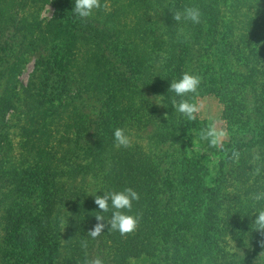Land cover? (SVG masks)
<instances>
[{
  "label": "trees",
  "instance_id": "1",
  "mask_svg": "<svg viewBox=\"0 0 264 264\" xmlns=\"http://www.w3.org/2000/svg\"><path fill=\"white\" fill-rule=\"evenodd\" d=\"M51 2L56 17L44 22L40 12L46 0H0V63L15 54L17 45L25 52L7 69L10 74L5 78L0 103V124L4 127L0 150H5V155H12L14 149L9 132L4 130L9 129V112L20 109L23 113L26 108L19 131L20 158L18 162L10 160L1 172L19 182L24 181V175L34 178L45 192L38 204L39 208L42 205L39 212L36 209L33 216L28 210L23 217L40 224L41 237L19 235L22 230L14 220L7 232L10 245L8 249L0 245V253L11 257L19 250V259L26 264H84L97 256L104 264H250L243 257L235 262L226 248L233 241L242 246L241 236L249 234L247 225L254 222L253 213L262 205L263 201L254 203L249 196L264 191V156L246 159L244 149L253 146L237 144V149L243 151L234 172L237 193L229 200L234 201L233 205L221 220L220 188L206 185V168L186 160L179 169V182L173 183L161 164V155L156 159L148 152L170 142L183 149L191 145L188 135L198 122L176 112L172 99L191 102L196 94L181 98L169 91L171 82L185 72L201 78V93L219 94L224 100H235L239 92L236 77L241 79L247 92L258 99L252 107L244 105L240 118H236L238 111L232 103L233 109L228 108L224 117L228 125L240 127L243 134L257 131L255 142L264 143V132L255 128L264 123V0H101L107 9L95 10L86 19L73 11L75 0ZM186 7L199 8L202 22H176L173 12ZM30 53L38 56L36 82L32 76L26 86L19 88V61ZM43 55L48 57L43 60ZM239 66L246 70V76L236 74ZM48 68V78H44L39 72ZM64 87L71 91L66 97L76 108L67 112V118H74V122L63 134H86L90 140L79 152L67 149L63 161L68 163L72 153L81 162L62 172L58 165L60 148L51 143L50 128L53 125L55 133L63 130L61 123L51 119L61 108L52 110L54 103H60ZM153 97L163 107L161 111ZM61 116L66 117L63 113ZM93 128L97 130L91 140ZM117 128L133 138L130 147L116 146ZM145 132L148 134L141 136ZM135 139H144L146 150ZM254 167L262 169L260 175H252ZM65 175L70 184L77 182L82 187L74 186L62 198L60 178ZM46 178H50L47 184ZM88 179L95 181L91 192ZM128 187L140 194L128 213L139 216V228L127 236L105 229L93 240L88 231L97 223L94 215H103L106 221L112 215V210L99 212L94 194L102 196ZM2 188L0 209L3 197L11 194L3 193ZM174 203L185 212L174 214L178 228L171 226ZM9 217L12 212H8L7 222L11 221ZM63 218L65 231L61 239L59 226ZM221 223L225 230L219 226ZM254 233V238L262 235ZM83 240L88 241L87 249L81 247ZM60 249H66V254L58 261Z\"/></svg>",
  "mask_w": 264,
  "mask_h": 264
},
{
  "label": "rangeland",
  "instance_id": "2",
  "mask_svg": "<svg viewBox=\"0 0 264 264\" xmlns=\"http://www.w3.org/2000/svg\"><path fill=\"white\" fill-rule=\"evenodd\" d=\"M56 10L52 5L51 0H46L45 5L43 6L41 12H40V17L41 19L46 22L49 21L52 17H56ZM161 21V17H158V22ZM24 45V44H23ZM25 46V45H24ZM49 47V46H48ZM17 50V51H16ZM22 46L16 47L14 51V55L10 56L9 58H6L5 63H0V103H1V98L3 94V90L5 89V78L10 74L9 70H7L9 67L12 66V64L17 60V56L21 54H25V52L21 51ZM37 55V54H35ZM32 55L31 53L29 56L22 55L23 58L21 61H19L20 64V71L16 75V80L18 83L19 88L22 87L23 85L26 86L29 81H31L32 76L34 77L32 80L36 82L37 78V68H36V63H35V58L38 56ZM48 56L43 55L42 58L45 60ZM51 68L41 70L40 75L44 76V78H48V73L47 71L50 70ZM238 72L236 74L240 76H246V70L243 69V67L239 66L238 69L235 71ZM53 77V76H52ZM54 80V78H53ZM40 79H38V82ZM237 81V88H239V92L236 91V95L234 97L235 100L233 99H222L220 95H214L213 93H201V91H198V94L194 95V97L191 100V102L197 103L199 105H202V110L200 113L197 115V118L195 121L198 122V125L196 129H193V131L188 135L191 141V145L185 147L184 149L181 148L179 145H175L173 143H167L166 145L158 148V149H150L148 152L151 154L153 157L157 159V156H160L161 159V164L166 170L168 176L170 177L171 181L174 182H179L180 174L181 171V166L186 164V160L193 161L192 163L195 164L196 167H199L200 165L203 166V168H206V173L208 174L206 177V182L207 186L212 187V186H219L220 188V193H219V215L220 219H224V213L227 211V209L230 208V205H233V202H230L229 200L233 199V196L237 193L235 191V188L233 185H235V181L233 180L235 178L234 172L236 171V167L238 166V163H233L229 157L231 154V150L233 148L237 149V144L240 142H243V144H249L252 145L253 147L247 151V148H245L243 155H246V159L252 158V160H256L257 158H262L264 156V143H256L255 140H257V131H254L253 133H249L246 131L245 134L241 133L240 127H235L232 123L228 125V119H226L224 116L226 113H228V108H231L238 111L236 114V118H240L239 112H242L245 110L244 105L248 104L250 107L255 103L254 99H258L257 95L255 96L256 98H253L251 93L247 92L246 88L243 87L241 83V79L236 77ZM37 84V83H34ZM66 89L62 90V93L60 94V103H54L52 106L53 112L57 110L56 106L61 107L59 111L52 116L51 121L53 122H59L62 124L61 132L55 133V130L53 129V125H51L50 130L53 131V136L51 137L50 141L52 144L55 146H58L60 148L61 154L58 156V165L60 167V170L62 172L66 171L69 167H77L78 164L81 162V160H78L79 158H75L77 156L72 155V153L79 152L80 149H86V147L89 145L88 142L90 138H87V135L85 134L83 137H78L75 136L74 133L70 132L67 135H64V130L66 128L69 129V127L72 125L74 122V118H67L66 115L67 112L70 114L74 109L76 108V105L74 103H69L68 98L66 97L68 94H71L67 87H64ZM231 94L230 96H232ZM229 96V97H230ZM190 97V96H189ZM188 97V98H189ZM26 98V97H25ZM157 101V100H156ZM153 103L157 106L159 110L161 111L163 107H161L160 104H157L154 99ZM233 103V107L231 106ZM0 109H1V104H0ZM23 113L20 112V109L17 111L9 112L11 119L8 122V127L9 129H4L5 131H8L9 137L8 139L10 142L14 144V149L12 151V155H5V152L3 150H0V186H3L2 191L5 193L6 191H9L10 196L4 198L2 207L0 209V245L2 249H8V246L10 245L9 242H7V232L9 229L12 227V222L14 220L18 221L20 224L17 226V228H20L22 231L20 232L19 235H23L28 238H40L41 234L39 233L40 231H43L42 227H40L39 223H36L35 220H31L26 218V211L30 210L33 216L37 214V211L41 209V203H40V208L38 206L39 201L41 202L42 196L45 194L44 189L39 187V182L35 181L34 178H29L27 175H24V181L19 182L18 179L14 180L10 176H7L5 173L1 171H5L6 169H1L5 168L7 166L8 162L10 160H18L20 157L19 155L17 156L18 152L21 153V150H19L18 145L22 144L21 137L19 135L20 127L22 126L24 122V113H26V108L23 109ZM66 116L62 117L61 115ZM8 114V115H9ZM86 115V114H85ZM1 116V115H0ZM74 116L76 114L74 113ZM242 116V115H240ZM72 117V116H71ZM184 117V116H182ZM1 118V117H0ZM62 120H59V119ZM7 119V116H6ZM239 120V119H235ZM73 121V122H72ZM215 124L220 127L225 129L228 132V139L224 142L223 148H214L211 147L208 140H205L201 137V133L205 132L208 127L213 124ZM1 124H0V136H1ZM61 128V127H60ZM257 130H261L264 132V123L262 124H256ZM96 130L95 128L91 129V140L93 137L96 136ZM55 133V134H54ZM148 134V132L142 133L141 136H145ZM64 137H63V136ZM68 137V138H67ZM131 143H132V139ZM135 142L140 143L142 147L145 148V142L144 139H135ZM3 144V143H1ZM67 149H71V157L69 158L68 163L66 161H63L64 159H67ZM243 151H240L242 153ZM7 153V152H6ZM77 154V153H76ZM159 159V161H160ZM18 162V161H17ZM68 165V166H67ZM20 167V166H19ZM201 167V166H200ZM184 170V169H183ZM169 172V173H168ZM69 176L65 175L61 177L62 181V187L64 192H62V198L66 197L70 192H72L73 187L75 186L76 188L78 186L82 187V185L77 182L70 184V180L68 179ZM2 180V181H1ZM45 183L47 184L50 182V178L44 179ZM99 180V179H98ZM94 180L88 179L86 184L89 186V192H91L92 185L94 184ZM100 182V181H99ZM171 182V183H172ZM172 183V184H173ZM53 192H51L52 194ZM234 194V195H233ZM55 195V192H54ZM172 197V195H171ZM56 198V197H55ZM174 198V197H172ZM50 199H52L50 197ZM171 206V205H168ZM172 211H173V221L171 223V226L174 227H179L177 222L175 221V215L178 214L180 215L181 213H185L181 210L180 207L174 203L172 205ZM260 208H264V201L262 202V205ZM37 209V211H36ZM56 212H60L59 209H53ZM63 211V208L61 209ZM187 210V208H186ZM188 211V210H187ZM8 212H12V217H9L10 222H7L6 216H8ZM25 214V215H23ZM52 214H55L54 212ZM256 213L254 212L253 215L256 218ZM4 217V218H2ZM23 217H25L23 219ZM255 220V219H254ZM22 223V224H21ZM64 218L63 221L60 223L59 229L62 232L59 238L64 239V231L65 228L62 227L64 225ZM219 226L223 227L225 230V225L224 223L219 224ZM177 227V228H178ZM245 229H242L244 231ZM246 231L249 232L247 236H244L242 238L243 243L242 246H238L234 241L229 242V247L226 248V251L228 253L233 254L232 260L236 262L238 258L243 257L247 258L248 260H245L249 262L250 264H264V256L260 257V254L264 252V247H262V242H264V233H262L261 237L260 235H256L257 238H254L253 235H255L254 232H257L260 234L259 231L255 230V226L253 223L247 225ZM179 231H176L175 233L177 235ZM42 233V232H41ZM46 234H43L45 236ZM21 242V240H20ZM63 242V240H62ZM21 247V249H24L26 246ZM172 249V247H171ZM16 256H11L9 255L3 256L2 251L0 253V264H26L27 262H24V260L19 259V250H17V253H15ZM66 254V249H60L59 253L57 255V260L60 261V257L65 256ZM131 264H146L143 262H133Z\"/></svg>",
  "mask_w": 264,
  "mask_h": 264
},
{
  "label": "clouds",
  "instance_id": "3",
  "mask_svg": "<svg viewBox=\"0 0 264 264\" xmlns=\"http://www.w3.org/2000/svg\"><path fill=\"white\" fill-rule=\"evenodd\" d=\"M104 8L107 9L108 5L101 4V0H75L74 12L81 19L89 18L93 15L95 10ZM173 19L176 22H180L182 19L185 21H191L194 24L202 22V12L197 7H186L183 11H174ZM201 85V78L190 72H185L179 80H173L171 82L169 91L175 93L177 97H187L189 94H198L199 87ZM159 97V96H156ZM153 97L154 101L155 98ZM160 104L159 101H155ZM172 105L175 111L182 114L187 120L194 121L197 115L202 110V105L194 102H190L188 99H180L179 102L173 98ZM228 132L218 127L215 122L211 124L208 129L201 133V137L208 140L211 147L223 148L224 142L228 139ZM114 140L117 147L128 148L131 146V140L126 135L125 130L117 128L114 131ZM241 153L238 149L233 148L229 159L233 163H238L240 160ZM262 169L254 167L251 171L253 176L261 174ZM94 203L101 210L99 212L105 213L112 210L111 218L107 221L103 215H94L97 223L92 229L88 231V236L93 240L97 239L105 229L107 231H118L121 236H127L134 234L139 228L140 218L138 215H130L133 209V202L140 200V194L131 187L125 188L119 192H104V195L94 194ZM254 203H260L264 201V191L252 193L249 196ZM256 218L253 222L255 230L264 233V208H260L256 212ZM81 247L87 249L88 241L83 240ZM264 247V242H262ZM264 256V252L260 254V257ZM84 264H104L101 257L97 256L92 259H86Z\"/></svg>",
  "mask_w": 264,
  "mask_h": 264
}]
</instances>
